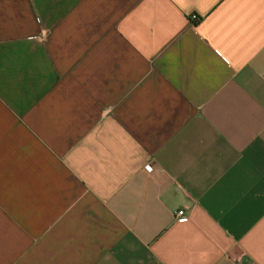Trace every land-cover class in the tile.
I'll use <instances>...</instances> for the list:
<instances>
[{
	"label": "crops",
	"instance_id": "crops-1",
	"mask_svg": "<svg viewBox=\"0 0 264 264\" xmlns=\"http://www.w3.org/2000/svg\"><path fill=\"white\" fill-rule=\"evenodd\" d=\"M0 264H264V0H0Z\"/></svg>",
	"mask_w": 264,
	"mask_h": 264
},
{
	"label": "built area",
	"instance_id": "built-area-1",
	"mask_svg": "<svg viewBox=\"0 0 264 264\" xmlns=\"http://www.w3.org/2000/svg\"><path fill=\"white\" fill-rule=\"evenodd\" d=\"M189 18H190L191 20H193V21H196V20H197V15H196L195 13H190V14H189ZM175 214H176L177 216H182V214H183L182 209H178V210L175 212Z\"/></svg>",
	"mask_w": 264,
	"mask_h": 264
}]
</instances>
